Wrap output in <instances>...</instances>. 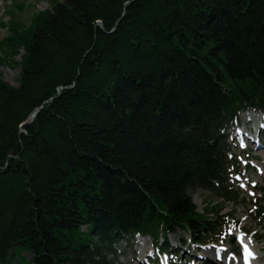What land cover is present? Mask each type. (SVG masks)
Segmentation results:
<instances>
[{
    "label": "trees",
    "instance_id": "1",
    "mask_svg": "<svg viewBox=\"0 0 264 264\" xmlns=\"http://www.w3.org/2000/svg\"><path fill=\"white\" fill-rule=\"evenodd\" d=\"M8 30L0 53L23 55L17 86L0 80V264H121L122 240L168 253L177 230L235 231L229 131L264 112V0H64ZM194 191L220 202L198 212ZM251 208L264 222L263 192Z\"/></svg>",
    "mask_w": 264,
    "mask_h": 264
},
{
    "label": "rangeland",
    "instance_id": "2",
    "mask_svg": "<svg viewBox=\"0 0 264 264\" xmlns=\"http://www.w3.org/2000/svg\"><path fill=\"white\" fill-rule=\"evenodd\" d=\"M63 1L64 0H0V41H7L9 27L10 29L14 27L18 31L26 30L27 27L31 26L37 13L50 10L54 4ZM3 50L7 49L4 48ZM9 53L10 51L8 52V55H6L8 56V59L5 55L3 56L2 53H0L2 59L0 62V80L12 87H16L20 74L19 64L23 55V49L19 47L14 56ZM249 113L255 114L256 117L261 118L263 121L258 124L254 122L255 118L246 119L245 116ZM241 118V124L235 127V129H237L238 132L237 137H241L243 141L246 142V147H240V145L236 146V144H234L233 153L241 157L243 165L240 181V187L241 185H243V187H241L240 190L242 197L245 199V204L243 206H241V204L237 207L226 204L224 205L223 213L229 215L238 223L236 230L228 237L234 238L237 231L243 227V230L247 233L248 241H250L253 246L260 248L259 253L264 256V222L256 220V213L251 208L252 204L260 197L261 192H263L264 200V144L262 146L261 144L254 145L247 141L249 139H244V136H242L245 134L248 135L251 129H253V131L250 135L255 136L257 133L256 130L258 126H260L258 128V135L261 136L260 140L263 143L264 127L262 125L264 124V112H246ZM229 132L231 135L230 140L232 141V130ZM259 136H257L258 141ZM236 143L237 145L239 144L238 142ZM246 163L248 166H246ZM191 196L198 212H201V209L204 208L206 201L211 200L214 203L220 202L215 200L208 193L202 191H194L191 193ZM225 233L228 232H222L220 235L224 237ZM182 239L185 241L184 243L181 241ZM188 240L189 239H187L186 235L179 230L168 235V252L177 253L178 257H181L182 259L181 264H184L188 259H190V264H198L194 261V259L196 260L195 257L203 254L207 250H211V252L212 250H218L219 254L216 255L214 259L212 258L213 256L210 255L212 258L210 260H199L200 264H223L224 257H231L230 259L234 261V264H239L238 256L240 253L242 254L243 251L237 241L231 245L226 241V237H224L223 240L220 238L217 242L197 247L190 245ZM143 246H145V251L144 256H141V247ZM233 246L236 247L235 251L231 250ZM156 248L158 249V247L153 246L149 237L136 238L132 243H127L122 240L118 246L119 261L121 264H152L149 261L150 258L154 257L152 256V251ZM23 256L27 257V254L23 253ZM160 256L162 257V255ZM27 259H29V257H27ZM161 260L162 263L165 264L164 257H162Z\"/></svg>",
    "mask_w": 264,
    "mask_h": 264
},
{
    "label": "bare ground",
    "instance_id": "3",
    "mask_svg": "<svg viewBox=\"0 0 264 264\" xmlns=\"http://www.w3.org/2000/svg\"><path fill=\"white\" fill-rule=\"evenodd\" d=\"M245 117H246V119L255 118L254 119V122L255 123H258V124H260L263 121L261 118L256 117V115L253 114V113H249ZM262 126L264 127V124ZM259 127L260 126H258V128ZM258 128H257V130H258ZM249 135H250V133H248V135L245 134V135H242V136H244V139H249L247 141L253 143L254 145H259L258 144L259 141H258L257 133L255 134V136H251V135L249 136ZM236 235L243 237V242L242 243L239 242L242 251L244 250V246H246L248 248V250L252 253V257L251 258H248L247 264H264V256L259 253L260 252L259 251L260 248L253 246L251 244V242L248 241L247 233H246L245 230H243V227H241L237 231V234ZM144 251H145V246L141 247V252H142L141 253V256H144ZM218 254H219V251L218 250H212V252H211V250H207L206 252H204L201 255H198V256L195 255L196 256L195 258H196L197 261H199V260L207 261V260H210L212 258L214 259L216 257V255H218ZM210 255H212L213 257L211 258ZM238 260H239V264H245L244 251L242 252V255H240L238 257ZM223 264H234V261L231 260L229 257H224L223 258Z\"/></svg>",
    "mask_w": 264,
    "mask_h": 264
},
{
    "label": "snow or ice",
    "instance_id": "4",
    "mask_svg": "<svg viewBox=\"0 0 264 264\" xmlns=\"http://www.w3.org/2000/svg\"><path fill=\"white\" fill-rule=\"evenodd\" d=\"M237 179H239V177ZM241 187H243V185H241ZM226 235H231V231L226 233ZM223 239H224V237L222 236L221 240H223ZM236 239H237V241H239L241 243L243 242L242 236H238V237H236ZM221 250H225V249H221ZM244 256H245V264H247V260H248V258L252 257V253L248 250V248L246 246H244ZM229 258H231V257H229Z\"/></svg>",
    "mask_w": 264,
    "mask_h": 264
},
{
    "label": "water",
    "instance_id": "5",
    "mask_svg": "<svg viewBox=\"0 0 264 264\" xmlns=\"http://www.w3.org/2000/svg\"><path fill=\"white\" fill-rule=\"evenodd\" d=\"M38 111V109L35 111V112H33L32 114H31V116L28 118V120L26 121V123L28 122V121H30L34 116H35V114H36V112ZM233 242H234V239L233 238H229V243L230 244H233ZM236 248L235 247H233L232 248V250L234 251Z\"/></svg>",
    "mask_w": 264,
    "mask_h": 264
}]
</instances>
